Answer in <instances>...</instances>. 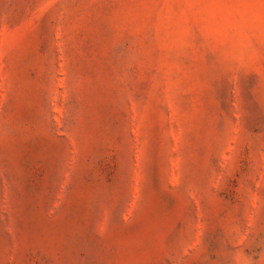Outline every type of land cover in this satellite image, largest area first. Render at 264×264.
<instances>
[{
	"label": "rangeland",
	"instance_id": "rangeland-1",
	"mask_svg": "<svg viewBox=\"0 0 264 264\" xmlns=\"http://www.w3.org/2000/svg\"><path fill=\"white\" fill-rule=\"evenodd\" d=\"M0 264H264V0H0Z\"/></svg>",
	"mask_w": 264,
	"mask_h": 264
}]
</instances>
